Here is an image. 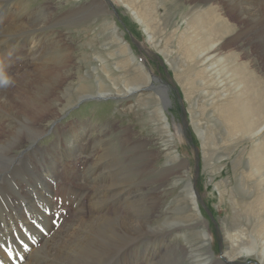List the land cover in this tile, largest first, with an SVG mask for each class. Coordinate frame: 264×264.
<instances>
[{
  "label": "rangeland",
  "instance_id": "374dc122",
  "mask_svg": "<svg viewBox=\"0 0 264 264\" xmlns=\"http://www.w3.org/2000/svg\"><path fill=\"white\" fill-rule=\"evenodd\" d=\"M99 1L21 0L17 3L16 0H4L1 4L3 8L6 4L10 5L11 3L10 7L13 10L15 7L20 8V26L29 25L24 30H31L35 46L37 43L39 44L36 46V51L33 52L32 43L27 42L26 38L21 36L23 40L15 42L16 45L11 43L8 46V63L14 61V65L20 69L18 70L21 79H24L22 80L20 104H16L12 99L3 100L0 98V201L4 204V215H7L8 219L11 216L21 218L20 231L28 233L27 235L31 237L34 236L39 244L40 259L49 258L51 260L50 257L55 256L57 250L62 255L66 241L69 239V236H66V231L74 230V225L83 219L81 234L88 232L90 237L80 242L82 244L76 254L77 260L72 264H89L90 262L91 264H145L146 260V264H174V262L175 264H215L214 261L222 259L223 255L234 260L229 264H264V229L261 217L257 220H250L252 218L243 212L247 208L244 206L245 204L252 201V206L256 200L260 201L258 199L259 187L251 188L254 184L252 181L246 180V176L251 168L249 164L251 158L256 157L258 153V155L263 153V151H259L256 144H264V131L258 136L255 135L256 138L243 136L240 131H237L238 126L241 127L244 122H250L259 110L264 112V95L255 84L247 83L246 89L243 91L245 93L241 91L224 92L221 90L222 87H219L230 86L231 80L228 77L231 75H228L227 71L233 69L232 66H240L241 70L243 61L250 63L251 68H247V70L253 69L256 75L261 73L260 75L264 77V69L257 58L259 43L246 44V41L238 39L236 43L228 44L227 47L222 48L223 53L220 52V55L230 57L234 54V58L231 59L233 61L231 65L227 63L226 67L222 69V72L228 77L219 74L222 84L215 86L216 81L212 83L208 72L202 71V68L210 64L209 60L198 63V65H194L193 61L188 62L192 58L187 55L198 52L195 44H201L202 36L195 29L189 30L184 35L185 39L193 41H187L181 35L185 19H188L189 24L197 28L196 19L201 20V18L207 17L199 8L202 7V3L196 0H101V3ZM208 6L207 4L206 8ZM133 9H138V14L143 18L149 9H153L154 18L149 19V22L147 18L139 22L132 14ZM196 11L202 13L199 15L196 14ZM25 18L27 19L24 20ZM229 18L231 19L229 23L233 26H231L232 30L222 36V41L219 44L226 43L228 41H225L226 36L246 26L244 21H235L230 16ZM13 20L14 16L11 12L5 20L8 27H13ZM49 20L50 22H48ZM204 22L207 23L208 19H204ZM146 24L148 26L151 24L149 31L146 29L147 27H144ZM213 26H215L217 34L223 28L214 23ZM169 29L171 30L169 31ZM147 32L148 34L151 32L154 38L150 39ZM34 33L36 34L34 35ZM21 34L24 35L23 32ZM60 42L65 44H63L64 47H61L63 45ZM125 44H128L130 48H127ZM190 44L191 50L186 53L185 50ZM48 56L49 58H47ZM57 65H61V67H57ZM28 74L31 75L30 81H27ZM43 75L46 77L45 80L41 79ZM3 78L4 75L0 73V80ZM43 82H49L47 83L49 87ZM143 83L144 87L140 86ZM0 86L14 87L11 83L0 84ZM129 87L137 88L122 95L121 93L127 91ZM163 88H165L164 94L168 99L160 98L156 93L159 91L162 93ZM109 91L122 96H96V93ZM39 92L45 94V100H48L47 110L43 112H38L39 103L37 100L44 101ZM10 97L12 98L11 94ZM33 102L36 103L31 104ZM237 106L243 108V117L247 121L242 117V109L239 107L235 109ZM159 108L165 119L162 118ZM230 110L231 120L236 125L235 129L229 126L233 124L232 121L226 123L223 119V113L229 114ZM25 118L31 122H22ZM22 123L27 126L24 128ZM194 123L198 124L199 130L202 131V134L204 133L203 137L196 131ZM11 127H14L13 130ZM123 127L130 128V136L124 137L125 139H117L116 136L122 133ZM26 128L34 131V134L28 133ZM15 132L17 133L13 135ZM18 132L20 133L18 134ZM123 136L121 134V137ZM140 137L147 139L143 149L154 153L145 177L143 173L140 176L135 175L140 180L146 178L147 187L141 188V191L138 190L141 194L129 191L132 186L126 176V178H122L126 181L122 186L110 187L105 184L103 178L106 181L110 179L109 176H106L108 171L116 169L132 171L134 169L130 166L132 164H129L133 155L124 156L121 149L122 145L130 146L132 144L133 146L134 140ZM2 142L5 144H1ZM104 142L110 145L108 150L102 153ZM75 145H78L79 149H84V147H88V149L84 153L72 154ZM110 147L113 148L111 151L113 153L108 154ZM90 151L91 154H88ZM106 154H108L107 158L100 159ZM134 155L135 158L136 153ZM29 161L31 162L29 163ZM94 161L97 162L100 171L93 169V172ZM138 161L140 160L136 159L134 163L138 164ZM179 161H184L182 168L177 163ZM102 164L104 169L101 167ZM136 164L135 169L138 168ZM124 166L126 169L123 168ZM160 167L168 169V173H165L162 178H159L157 174ZM97 173L99 174L96 175ZM9 174L12 176L10 177ZM240 176L244 177V181H240ZM99 179L103 181L99 182ZM187 182H192L195 186L202 216L184 191V185ZM80 184L81 186H79ZM125 188L127 189L125 190ZM245 189H250V194L246 193ZM144 194L147 196L146 203L144 202L143 208L134 214L131 208L135 210L136 205L140 204V201L137 203V198H143ZM49 196L50 198H48ZM11 204L12 206H10ZM262 212L264 211L261 210V215ZM150 214H152L151 218ZM123 215L125 217L120 218L121 221L118 222L112 221L105 224L103 221V217L117 219ZM26 220L27 222H24ZM135 220L137 223L134 222ZM46 221L48 224L50 223L49 231ZM92 221L96 222L97 227L92 224ZM90 222L91 228H89ZM41 225L43 226L41 227ZM154 226H164L165 231L161 232L164 234H151L149 228ZM238 229L243 230V234H240L239 238L236 237ZM136 230L142 233L124 242L127 233H135ZM204 232L206 235L203 234ZM52 233L53 237H51ZM203 235L205 237H202ZM250 236L255 239L257 250L251 254L236 253L242 247L249 245ZM40 237L42 238L39 241ZM115 238H118L122 243L116 241ZM154 242H158V245L154 244L153 246ZM261 242H263V246L259 244ZM98 245L100 247H96ZM108 246L112 248H108ZM182 247L188 248L195 258L187 257V254L182 251ZM160 257L161 259H159ZM206 261L209 263H205Z\"/></svg>",
  "mask_w": 264,
  "mask_h": 264
},
{
  "label": "bare ground",
  "instance_id": "6f19581e",
  "mask_svg": "<svg viewBox=\"0 0 264 264\" xmlns=\"http://www.w3.org/2000/svg\"><path fill=\"white\" fill-rule=\"evenodd\" d=\"M4 0H0V73L2 75H4V78H8L10 83L14 85L13 88H10V87H4V86H0V98H2L3 100L5 99H12L16 104H20L19 102H21V93H22V88H23V82L22 80L24 79H21V75L19 74V68L17 67V65H14V61H11L10 63H8V60H9V44L11 43H14L17 42L18 40H23L21 38V36L23 38H26L25 40L29 43H32V46L31 48L33 49V52L36 51V46H35V39L32 38L33 37V33L31 32V30H24L25 28H28L29 25H21L20 26V19L21 16L19 14V7H15L14 10L10 7V5L6 4L5 8L1 7V4L3 3ZM17 3H19L21 0H16ZM129 1V0H127ZM145 1V0H144ZM188 1H192V0H188ZM196 1H199L200 3H202V7H199L201 11H203L204 15L206 18L204 19H208V22L205 23L204 22V19L201 18V20H198L196 19V23H198V25H196L197 28H195L193 25L189 24L190 21L187 19H185V25L184 26V29L182 31V38H184V35L186 33H188L189 30L191 29H195L197 31V33H199L201 36H202V40H201V44L198 45V43L195 44V46L197 47L198 49V52H194L192 53L191 55H187L189 58H192L191 60H189L188 62H191L193 61V64L194 65H198V63H203L204 61H207L209 60V65L202 68V71H205V72H208V76H209V79H211V82L215 83V86L217 85H220L222 84L221 80H219V74L222 75H225L223 72H222V69H224L226 67V64L229 63L230 65L232 64V58H234V54L231 55L230 57L227 55L225 57H223L222 55H220L221 53H223L221 50L222 48L224 47H227L228 44L231 45V44H234L236 43V41L239 39V40H243V41H246V44L249 43H259V46H257V49H258V54H257V58L259 60V64L261 65V67L264 69V0H196ZM14 2V1H13ZM100 3L102 2L101 0L99 1ZM138 2V1H137ZM148 2V1H146ZM146 2H145V5H146ZM128 3V2H127ZM134 3V2H133ZM132 3V4H133ZM150 3V2H149ZM193 3V2H192ZM15 4V3H14ZM93 4V3H92ZM99 4V3H98ZM137 4V3H136ZM152 4V3H151ZM207 4L209 5L208 8H206ZM139 5V4H137ZM154 5V4H153ZM13 6V5H12ZM19 6V5H18ZM134 6V5H133ZM132 6V7H133ZM177 6V5H176ZM189 6V5H188ZM46 7V6H44ZM130 7V8H132ZM148 7V6H147ZM11 8V9H10ZM48 8V7H47ZM51 8V7H50ZM53 8V7H52ZM139 8V7H138ZM198 8V7H197ZM198 8V9H199ZM38 9V8H37ZM46 9V8H45ZM148 9V8H147ZM154 9V8H153ZM153 9H149V12L147 14H144V18H147L148 22H149V19H152L154 18L153 15H152V10ZM13 10V11H12ZM33 10V9H32ZM138 10V9H137ZM137 10H132V14L137 18V20L139 22H142V20L144 19L140 14H138V11ZM141 10V8H140ZM27 11V10H26ZM34 11V10H33ZM38 11V10H37ZM42 11V9H41ZM51 11V10H49ZM195 11V10H194ZM12 12V15L14 16V20H13V27H8L5 20L7 18V15L9 13ZM45 12V11H44ZM66 12V11H65ZM83 12V11H82ZM33 13V12H32ZM52 13V12H51ZM75 13V12H74ZM97 13V12H96ZM202 13V12H201ZM199 11H196V14H201ZM31 14V13H29ZM50 14V13H48ZM46 14V15H48ZM71 14V13H70ZM76 14V13H75ZM25 16V14H23ZM37 15V14H36ZM80 15V14H79ZM140 15V16H139ZM203 15V16H204ZM50 16V15H49ZM230 17H232L235 21H244L246 24V26L243 28H240L239 30L237 29L236 32L232 33L231 35H228L226 36V40L227 41L226 43L224 42V44H219L221 41H222V36L223 35H227L228 33L231 32L232 28H231V24L229 23L230 22ZM9 17V16H8ZM23 17V16H22ZM46 17V16H45ZM73 17V16H72ZM24 18V17H23ZM34 18V17H33ZM32 18V19H33ZM38 18V17H37ZM198 18V17H197ZM255 18V19H254ZM10 19V18H9ZM13 19V18H12ZM27 18H25L24 20H26ZM36 19V17L34 18ZM33 19V20H34ZM44 19V18H43ZM47 19V18H46ZM51 19V18H49ZM82 19V18H81ZM156 19V18H155ZM154 19V20H155ZM166 19V18H165ZM72 20V19H71ZM39 21V20H38ZM53 21V20H52ZM69 21V20H68ZM156 21V20H155ZM210 21V22H209ZM25 22V21H23ZM29 22V20H28ZM37 23V21H35ZM40 22V21H39ZM50 22V20L48 21ZM47 22V23H48ZM152 22V21H151ZM150 22V23H151ZM212 22V23H211ZM43 23V22H42ZM53 23V22H52ZM153 23V22H152ZM213 23L216 24V25H220L222 26L221 30H220V33L218 31V34L215 33V26H213ZM144 24V23H143ZM151 25V24H150ZM149 25V26H150ZM230 25V26H229ZM31 26V25H30ZM35 26V24H34ZM149 26L148 24H146V26L144 27H147L146 29L148 30L149 29ZM153 26V25H152ZM226 26V27H225ZM33 27V26H31ZM45 27V26H44ZM233 27V26H232ZM78 29V28H77ZM145 29V31H146ZM157 29V28H156ZM177 29V28H176ZM33 30V29H32ZM167 30V29H165ZM171 29H169L170 31ZM175 30V29H174ZM149 31V30H148ZM21 32H23L24 35H26L27 37H25L24 35L21 34ZM180 33V32H179ZM36 33H34L35 35ZM148 34V32H147ZM149 38L150 39H153L154 36L152 35L151 32H149L148 34ZM256 36V37H255ZM58 37V36H57ZM173 37V36H172ZM188 37H189V34H188ZM259 38V39H258ZM53 39V38H52ZM52 39H49V40H52ZM55 39V38H54ZM57 39V38H56ZM64 39V38H63ZM260 40V42H258V40ZM187 41H193V40H189V39H185ZM219 40V41H218ZM43 41V40H42ZM47 41V40H46ZM59 41V40H58ZM57 41V42H58ZM49 42V41H48ZM145 42V41H144ZM178 42V41H177ZM182 42V41H181ZM61 43V42H60ZM69 43V42H68ZM141 43V42H140ZM28 44V43H26ZM25 44V45H26ZM42 44V43H40ZM50 44V43H49ZM55 44V43H54ZM58 44V43H57ZM62 45L64 43H61ZM16 45V44H15ZM39 45V44H38ZM52 45V44H51ZM65 45V44H64ZM61 46V47H64ZM127 46V48H130L128 44H125ZM57 46V45H56ZM60 46V45H59ZM58 46V47H59ZM69 46V45H68ZM60 47V48H61ZM71 47V46H69ZM67 47V48H69ZM124 49H125V46H123ZM143 47V46H142ZM252 47V46H251ZM189 48V49H188ZM188 48L185 50L186 53H189L190 50H191V44L188 46ZM15 49V48H14ZM18 49V48H17ZM50 49V48H49ZM48 49V50H49ZM55 49V48H54ZM44 50V49H43ZM11 51V50H10ZM32 51V50H31ZM64 51V50H63ZM27 53V51H25ZM221 52V53H220ZM251 52V51H250ZM11 53V52H10ZM15 53V52H14ZM65 53V52H64ZM148 53V52H147ZM168 53V52H167ZM17 54V53H16ZM52 54V53H51ZM69 54V53H68ZM149 54V53H148ZM169 54V53H168ZM183 54V53H182ZM15 55V54H14ZM35 55V53H34ZM63 55V53H62ZM70 55V54H69ZM167 55V54H166ZM237 55V54H236ZM53 56V54H52ZM168 56V55H167ZM41 57V56H40ZM51 57V55H50ZM58 57V55H57ZM67 57V56H66ZM71 57V55H70ZM229 57V58H228ZM13 58V57H12ZM38 58V57H37ZM49 58V56L47 57ZM55 58H56V55H55ZM238 58H239V55H238ZM42 59V58H41ZM68 59V58H67ZM71 59V58H70ZM39 60V59H38ZM52 60V59H51ZM185 60V59H184ZM236 60V59H235ZM234 60V61H235ZM252 60V59H251ZM61 61V60H59ZM64 61V60H63ZM68 61V60H67ZM238 61V59L236 60ZM247 61V60H246ZM38 62V61H37ZM41 62V61H40ZM66 62V60H65ZM241 62V61H240ZM53 63V61H52ZM252 63V62H251ZM59 64V63H58ZM183 64V63H182ZM62 65V63H61ZM57 65V67H61ZM67 65V64H66ZM63 66H64V62H63ZM144 66V65H143ZM142 66V67H143ZM184 67V66H183ZM208 67V68H207ZM256 67V66H255ZM258 67V66H257ZM233 69L227 71L228 72V75H231V77H228L227 75H225L226 77H228L231 82H230V86H219V87H222L221 90L224 91V92H228V91H241L243 92L245 89H246V84L248 83L249 85H257L258 88L261 90V92L263 93L264 95V77L260 74L256 75L255 74V71L253 69H248L247 68H251L250 66V63L248 62H241V70H240V66H235L233 67ZM254 68V67H253ZM259 68V67H258ZM19 69V70H18ZM66 69V67H65ZM239 69V70H238ZM255 69V68H254ZM145 70V69H144ZM22 72V71H21ZM47 72V71H46ZM65 72V70H64ZM62 73V72H61ZM257 73V72H256ZM259 73V72H258ZM44 74V73H43ZM145 74V73H144ZM57 76H59L57 74ZM67 76V75H66ZM72 76V75H71ZM27 77V76H26ZM51 78V77H50ZM41 79H46L45 75H43V77ZM54 79V77H53ZM2 80V79H1ZM31 80V75L28 74V79L27 81H30ZM62 80V79H61ZM214 80V81H213ZM28 83V82H27ZM47 87H49V82H43ZM54 83V82H53ZM25 84V83H24ZM8 85V84H7ZM52 85V84H51ZM50 85V86H51ZM29 86V85H28ZM31 86V85H30ZM45 86V87H46ZM140 86H143L144 87V83L143 84H140ZM140 86H137V87H140ZM40 87V86H39ZM44 87V88H45ZM137 87H129V89L127 91H123L121 94L122 95H126L127 93L133 91V89H136ZM167 87V86H166ZM175 87V86H174ZM46 90V89H45ZM49 90V89H48ZM34 91V90H33ZM36 93V92H35ZM40 93V96L42 99H44V101H42L41 99L40 100H37V103H39V110L38 112H43V111H46L47 110V106H48V100H45L46 98V95L39 92ZM158 94V96L161 98H167V95H165V88H163V92L161 93L160 91L159 92H156ZM245 93V92H243ZM10 94L12 95V98L10 97ZM38 94V93H36ZM121 94H117V93H112L111 91L109 92H106V93H96V96L99 97V96H102V95H105V96H112V97H115V96H119ZM121 95V96H122ZM39 96V97H40ZM38 97V98H39ZM93 97V96H92ZM24 98V97H23ZM87 98V97H86ZM107 98V97H106ZM28 99V98H27ZM30 100V99H29ZM25 101V100H24ZM11 102V101H10ZM31 102V101H30ZM6 103V102H5ZM36 102H33L31 104H34ZM14 104V103H13ZM28 104V103H27ZM26 105V104H25ZM225 105V104H224ZM14 106V105H13ZM222 106V105H221ZM228 106V105H227ZM7 107V106H6ZM9 107V106H8ZM15 107V106H14ZM32 107V106H31ZM35 107V106H34ZM225 107V106H224ZM239 106L235 107V109H237ZM38 108V107H37ZM222 108V107H221ZM239 108L240 111L242 112V117H243V108L240 106ZM30 109V108H29ZM160 109V108H159ZM228 110V108H227ZM24 112V111H23ZM33 112V111H31ZM6 113V112H5ZM16 113V112H15ZM160 113H161V109H160ZM4 114V113H3ZM27 114V113H26ZM30 114V113H29ZM6 115V114H5ZM32 115V114H31ZM162 115V113H161ZM195 115V114H194ZM231 110H230V113H223V119L225 120L226 123L232 121L231 120ZM9 116V115H8ZM163 116V115H162ZM29 117V116H28ZM230 117V118H228ZM235 117V116H233ZM163 119H165V117L163 116L162 117ZM162 118L161 121H162ZM6 119V118H5ZM11 119H13L11 117ZM10 119V120H11ZM244 120H246L244 117H243ZM247 121V120H246ZM22 122H25V123H30L31 121L28 120V118H25L23 119ZM233 122V121H232ZM244 122V121H242ZM23 124V123H22ZM164 124V123H163ZM90 125V124H89ZM195 125V128L197 129L196 131H198L199 135H202L203 137V134L201 133L202 131L199 130V126L198 124L194 123ZM24 128L27 126L26 124H23ZM164 126V125H163ZM230 127L232 128H236V125L235 123L233 122V124L229 125ZM16 127V126H15ZM69 127V126H68ZM78 127V126H76ZM12 128V127H11ZM14 128V127H13ZM12 128V130H13ZM18 128V127H17ZM52 128V127H51ZM67 128V126H66ZM72 128V126H71ZM79 128V127H78ZM83 128V127H82ZM43 129V128H42ZM55 129V128H54ZM59 129V128H58ZM28 133L30 132L31 135L34 134V131H31V130H28L27 128L25 129ZM75 130V129H74ZM179 130V129H178ZM37 131V130H36ZM81 131V130H80ZM237 131H240V133L243 135V136H258L259 134H261L263 131H264V112L259 110L256 115L251 119L250 122H244L242 124V126H238L237 128ZM26 132V133H27ZM67 132V131H66ZM79 132V131H78ZM77 132V133H78ZM87 132V131H86ZM17 132H15L13 135H15ZM20 132H18L19 134ZM27 133V134H28ZM65 133V132H64ZM90 133V132H89ZM60 134V133H59ZM81 134V133H80ZM97 134V133H96ZM121 134L124 135L123 137H121ZM10 135V134H9ZM37 135V134H36ZM55 136V135H54ZM64 136V135H62ZM128 136H130V128L129 127H123L122 129V133H119L116 138L117 139H121V138H128ZM9 137V136H8ZM84 137V136H83ZM83 137L81 138V140L83 139ZM89 137V135H88ZM98 137V136H97ZM7 138V136H6ZM59 138V137H58ZM66 138V137H65ZM76 138V137H75ZM124 138V139H125ZM8 139V138H7ZM14 139H17V138H14ZM20 139V138H19ZM61 139V138H60ZM70 139V138H69ZM72 139V138H71ZM86 139V138H85ZM99 139V138H98ZM131 139V138H130ZM58 140V139H57ZM7 141V140H6ZM32 141V139H31ZM62 141V140H61ZM106 141V140H105ZM113 141V140H112ZM119 141V140H118ZM117 141V142H118ZM135 143L134 145L132 146V144L130 146H123L122 145V152H123V155L124 156H130V154H132L133 156L130 158V161H129V164H132L130 166H132L134 169L131 171H128V170H125V166L123 168H125L124 170L126 171H121V170H111V171H108V175H106L107 177L109 176L110 179H108L107 181L103 178L104 180V183L105 184H108L110 185V187H118V186H122V184H124L126 181L125 180H122V178H129L128 180L130 181L129 183L131 184L132 188L131 192H138V190H140L141 188L145 187L147 185V181H146V178H142V180H140L138 177H136L135 175H141L143 173V176L145 177L146 173H147V169L149 167V162L150 160H152L151 158L154 156V153L147 150V149H143L145 148V145L147 143V139L146 138H142L140 137L139 139L137 140H134ZM35 142V141H34ZM53 142V141H52ZM77 142H78V139H77ZM72 143V142H71ZM203 143V142H202ZM1 144H5L4 142H2ZM33 144V143H32ZM31 144V145H32ZM81 144V143H80ZM123 144V143H122ZM30 145V146H31ZM62 145V144H61ZM110 145V144H109ZM109 145L108 143L104 142V150L102 153H105L109 148ZM125 145V144H124ZM3 146V145H1ZM86 146V145H85ZM113 146V145H112ZM8 147V146H7ZM27 147V146H26ZM34 147V146H33ZM38 147V146H37ZM40 147V146H39ZM79 146L78 145H75L74 148H73V152L72 154H75L76 152H83L86 151L88 149V147H84V149L82 148H78ZM102 147V146H101ZM256 147L259 149V151H263L262 154L260 155H256V157L254 158H251V161H250V169H249V176L247 175L246 176V180L248 181H252V185L251 188L255 187V188H258L260 189V194L258 195V199H260V201L258 200H254L256 203L254 205L251 206V203L252 201H250L249 203L245 204L244 206L247 207L245 209V211H243L246 215H249L252 219L250 220H257V219H260L261 217V223H262V227L264 229V212H262V215H261V210L264 211V144H256ZM16 148V147H15ZM42 148V147H41ZM57 148V147H56ZM66 148V147H65ZM70 148V147H69ZM98 148V147H97ZM100 148V147H99ZM55 149V147H54ZM51 150V149H50ZM49 150V151H50ZM91 150V149H90ZM97 150V149H96ZM113 150L112 147H110V150L108 152V154L110 153H113L111 152ZM9 151V150H8ZM42 151V150H41ZM40 151V152H41ZM56 151V150H55ZM54 151V152H55ZM69 151V150H68ZM24 152V151H23ZM31 152V151H30ZM37 152V151H36ZM120 152V151H119ZM25 153V152H24ZM23 153V154H24ZM32 153V152H31ZM34 153V152H33ZM43 153V152H42ZM52 153V152H50ZM58 153V151H57ZM94 153V152H92ZM116 153V152H115ZM136 153V157L134 158V154ZM88 154H91V151L88 153ZM96 154V153H95ZM94 154V156H95ZM108 154H106V156L104 155L103 157H101L100 159H104V158H107L108 157ZM2 155V154H1ZM45 155V153H44ZM64 155V154H63ZM88 156V155H86ZM111 157V156H110ZM74 158V157H73ZM79 158V157H78ZM81 158V157H80ZM85 158V157H83ZM91 158V157H89ZM32 159V158H31ZM44 159V158H43ZM47 159V158H46ZM82 159V158H81ZM93 159V158H92ZM96 159V158H95ZM99 159V158H98ZM119 159V158H118ZM125 159V158H124ZM136 159L137 160H140L138 161V164L134 163L136 162ZM219 159V158H218ZM221 159V158H220ZM45 160V159H44ZM126 160V159H125ZM82 161V160H81ZM96 161V160H95ZM94 161V164H93V168L92 170L94 169L95 171H100L99 169V166L97 165V162ZM99 161V160H98ZM120 161V160H119ZM17 162V161H16ZM31 161H29L30 163ZM184 161H179L177 163H179V166L182 168V166H184V164H182ZM39 163V162H38ZM45 163V161H44ZM70 163V162H69ZM87 163V162H86ZM91 163V162H89ZM88 163V164H89ZM107 163V162H105ZM119 163V162H118ZM117 163V164H118ZM246 163V162H245ZM6 164V163H5ZM8 164V163H7ZM12 164V163H11ZM10 164V166H11ZM15 164V163H14ZM42 164V163H41ZM40 164V165H41ZM48 164V163H47ZM92 164V163H91ZM104 164V163H103ZM103 164L101 165V167H103ZM116 164V165H117ZM135 164L138 166V168L135 169ZM39 165V166H40ZM82 165V163H81ZM170 165V164H169ZM178 165V164H177ZM54 166V165H53ZM129 166V165H128ZM136 166V167H137ZM165 166V165H164ZM173 166V165H171ZM178 166V167H179ZM25 167V166H24ZM57 167V166H56ZM90 167V166H89ZM115 167V166H114ZM127 167V166H126ZM248 167V166H247ZM8 168V167H7ZM11 168V167H9ZM8 168V169H9ZM28 168V167H26ZM128 168V167H127ZM169 168V167H168ZM179 168V169H181ZM69 169V168H68ZM71 169V168H70ZM87 169V167H86ZM91 169V167H90ZM90 169H88L90 171ZM104 169V167H103ZM177 169V168H176ZM62 170V169H61ZM84 170V169H83ZM93 170V172H94ZM102 170V168H101ZM171 170V169H170ZM128 171V172H127ZM172 171V170H171ZM8 172V171H7ZM12 172V171H11ZM56 172V171H55ZM62 172V171H61ZM107 172V171H106ZM170 172V171H169ZM6 173V172H5ZM10 173V172H9ZM14 173V172H13ZM44 173V172H43ZM101 173V172H100ZM165 173H168V169L166 167H160L158 168L157 170V174H158V177L159 178H162ZM179 173V172H178ZM8 174V173H7ZM59 174V173H58ZM99 173H97L96 175H98ZM107 174V173H106ZM156 174V173H155ZM3 175V174H2ZM10 175V174H9ZM20 175V174H19ZM28 175V174H27ZM68 175V174H67ZM12 175H10L11 177ZM34 176V175H33ZM66 176V175H65ZM86 176V175H85ZM99 176H102V175H99ZM126 176V177H125ZM195 176V175H194ZM4 177V176H3ZM14 177V176H13ZM81 177V176H80ZM95 177V176H94ZM98 177V176H97ZM105 177V175H104ZM169 177V176H168ZM16 178V177H15ZM28 178V177H27ZM38 178V176H37ZM61 178V177H60ZM64 178V177H63ZM84 178V177H83ZM96 178V177H95ZM93 178V179H95ZM92 179V177H91ZM148 179V178H147ZM169 179V178H168ZM238 179V178H237ZM244 179L243 176H240V181L242 182V180ZM3 180V178H2ZM5 180V179H4ZM10 180V179H9ZM27 180V179H26ZM36 180V179H35ZM52 180V179H51ZM79 180V178H78ZM100 180L102 179H99V182ZM102 180V181H103ZM127 180V179H126ZM127 180V182H128ZM24 181V180H23ZM28 181V180H27ZM34 181V179H33ZM45 181V180H44ZM76 181V180H75ZM81 181V180H80ZM84 181V180H83ZM98 181V180H97ZM162 181V180H161ZM244 181V180H243ZM19 182V180H18ZM20 182H21V179H20ZM43 182V181H42ZM52 182V181H51ZM54 182V181H53ZM22 183V182H21ZM36 183V182H35ZM55 183V182H54ZM69 183V182H68ZM29 184V183H28ZM90 184H93V182ZM102 184V183H101ZM144 184V185H143ZM87 185V184H86ZM89 185V183H88ZM103 185V184H102ZM29 186V185H27ZM55 186V185H54ZM58 186V185H57ZM69 186V185H67ZM81 186V184L79 185ZM95 186V185H94ZM96 186H99V185H96ZM130 186V185H129ZM130 186V187H131ZM84 187V186H83ZM102 187V186H101ZM105 187V186H104ZM147 187V186H146ZM194 184L192 182H187L186 185H184V188H185V193L187 195V197L189 198V200L194 204V206L197 208L198 210V213L201 215V209L199 207V204H198V193L197 191L194 189ZM20 188V187H19ZM34 188V187H33ZM63 188V187H62ZM98 188V187H97ZM128 188V186H127ZM125 188V190L127 189ZM221 188V187H220ZM250 188V189H251ZM22 189V188H20ZM50 189V188H49ZM53 189V188H52ZM51 189V190H52ZM239 189V188H238ZM244 189V188H243ZM246 190L245 192L250 194L251 190ZM30 190H32V188H30ZM29 190V191H30ZM62 190V189H61ZM96 190V189H95ZM101 190V189H100ZM103 190V189H102ZM101 190V191H102ZM146 190V189H144ZM143 190V192H144ZM34 191V190H33ZM37 191V190H36ZM92 191V190H91ZM97 191V190H96ZM141 191V190H140ZM11 192V191H10ZM9 192V193H10ZM48 192V190H47ZM109 192V191H108ZM151 192V191H150ZM153 192V191H152ZM151 192V193H152ZM12 193V192H11ZM17 193V192H16ZM21 193V191H20ZM28 193H31V192H28ZM69 193V192H67ZM100 193V192H99ZM112 193V192H111ZM140 193V192H138ZM26 194V193H25ZM33 194V192H32ZM94 194V193H93ZM133 194V193H132ZM131 194V195H132ZM137 194V193H136ZM141 194V193H140ZM11 195V194H10ZM43 195V194H42ZM50 195V193H49ZM62 195V194H61ZM110 195V194H109ZM125 195V194H124ZM143 195V194H142ZM145 195V194H144ZM157 195V194H156ZM219 195V194H218ZM91 196V195H90ZM95 196V195H94ZM22 197V196H21ZM26 197V196H24ZM40 197V196H39ZM47 197V196H46ZM52 197V196H51ZM74 197V196H73ZM89 197V196H88ZM92 197V196H91ZM123 197V196H122ZM127 197H130V196H127ZM147 196L145 195L143 198L141 199H138L137 197V203H139L140 201V204H137L136 205V208L135 210L133 208H131V210L134 212H137L139 210H141L144 206V202L146 201V198ZM155 197V196H154ZM7 198V197H6ZM17 198V197H16ZM50 198V196L48 197ZM70 198V197H69ZM68 198V199H69ZM96 198V197H95ZM153 198V197H152ZM157 198V196H156ZM155 198V199H156ZM5 199V198H3ZM18 199V198H17ZM38 199V198H37ZM64 199V198H63ZM126 199V198H125ZM25 200V199H24ZM39 200V199H38ZM70 200V199H69ZM104 200V199H103ZM116 200V199H115ZM136 200V199H134ZM153 200V199H152ZM33 201V200H32ZM61 201V200H60ZM76 201V200H74ZM91 201V199H90ZM105 201V200H104ZM150 201V200H149ZM97 202V201H96ZM115 202V201H112V203ZM120 202V201H119ZM118 202V203H119ZM259 202V203H258ZM12 203V202H11ZM17 203V202H16ZM23 203V202H22ZM30 203V202H29ZM36 203V202H35ZM56 203V202H55ZM121 203V202H120ZM134 203V202H132ZM146 203V202H145ZM10 204V203H9ZM13 204V203H12ZM12 204L10 206H12ZM25 204V203H24ZM23 204V205H24ZM50 204V203H49ZM95 204V203H93ZM116 205H118L116 202L114 203ZM113 204V206H114ZM127 204V203H126ZM148 204V203H147ZM156 204V203H155ZM158 204V203H157ZM3 203L0 201V264H72L75 260H77V257H76V254L79 252L80 248H81V244L80 242H82V240L84 239H87L90 237V233L88 232H84L83 234H81V224L83 223V219H80L79 222L74 225L75 228L74 230H67L66 231V236H69V239L66 241V245L64 246L63 248V254L61 255V253H59V250H57V253L55 254V256L53 257H49L51 258V260L49 258H39V252H38V245L37 244V241L34 239V236L32 235L29 236L25 233H23L22 231H20V226H21V223H22V220L20 217L18 216H9L10 218L8 219V216L7 215H4L5 213V209L3 207ZM84 205V204H83ZM123 205V204H121ZM132 205V204H131ZM151 205V204H150ZM15 206V205H14ZM13 206V207H14ZM49 206V205H48ZM54 206H56V204H54ZM90 206V205H89ZM88 206V207H89ZM100 206V205H99ZM128 206V205H127ZM147 206V205H145ZM152 206V205H151ZM193 206V207H194ZM61 207V206H60ZM69 207V206H67ZM91 207H94V206H91ZM96 207V206H95ZM123 207V206H122ZM154 207V206H153ZM17 208V207H16ZM19 208V207H18ZM26 208V207H25ZM34 208V207H33ZM36 208V207H35ZM65 208V206H64ZM71 208V207H70ZM146 208V207H145ZM196 208H193V209H196ZM13 209V208H12ZM11 209V211H12ZM29 209V208H28ZM81 209V208H80ZM98 209V208H97ZM119 209V208H118ZM18 210V209H17ZM33 210V209H32ZM83 210V209H82ZM144 210V209H143ZM154 210V209H153ZM158 210V209H157ZM29 211V210H28ZM35 211V210H34ZM71 211V210H70ZM98 211V210H97ZM112 211V209H111ZM125 212V210H123ZM122 211V212H123ZM130 211V210H129ZM149 211V210H148ZM155 211V210H154ZM183 211V210H182ZM240 211V210H239ZM7 212V211H6ZM9 212V211H8ZM110 212V211H109ZM131 212V211H130ZM145 212V211H144ZM143 212V213H144ZM153 212V211H152ZM18 213V212H17ZM29 213V212H27ZM31 213H33L31 211ZM72 213V212H71ZM80 213V212H79ZM120 213V212H119ZM127 213V212H126ZM125 213V215H127ZM129 213V212H128ZM149 213V212H148ZM151 213V212H150ZM156 213V211H155ZM10 214V213H9ZM12 214V213H11ZM23 214V213H22ZM30 214V213H29ZM40 214V213H39ZM87 214V213H86ZM90 214V213H89ZM95 214V213H94ZM135 214V213H134ZM145 214V213H144ZM24 215V214H23ZM31 215V214H30ZM33 215V214H32ZM43 215V214H42ZM41 215V216H42ZM143 215V214H142ZM148 215V214H147ZM151 215L150 214V218H151ZM154 215V214H153ZM234 215V214H233ZM236 215V214H235ZM37 216V215H36ZM46 216V215H45ZM74 216V215H73ZM78 216V215H77ZM202 216V215H201ZM7 217V218H6ZM48 217V215L46 216ZM45 217V218H46ZM60 217V216H59ZM75 217V216H74ZM109 217V216H108ZM111 217V216H110ZM125 216H119L117 217V219H110V218H107V217H103V221L105 222V224H108V223H111L112 221L114 222H118V221H121L120 218H124ZM143 217V216H142ZM149 217V216H148ZM153 217V216H152ZM42 218V217H41ZM44 218V219H45ZM129 218V217H128ZM136 218V217H135ZM134 218V219H135ZM146 218V217H145ZM154 218V217H153ZM131 219V218H130ZM142 219V218H141ZM140 219V220H141ZM43 220V219H42ZM41 220V221H42ZM46 220V219H45ZM67 220V219H66ZM138 220V219H137ZM137 220H135L134 222H136ZM139 220V221H140ZM200 220V219H199ZM49 221V220H48ZM63 221V220H62ZM69 221V220H67ZM66 221V222H67ZM123 221H126V219H123ZM133 221V220H132ZM142 221V220H141ZM247 221V220H246ZM24 222H27L24 221ZM61 222V221H60ZM64 222V221H63ZM73 222H76V221H73ZM72 222V223H73ZM93 225H95V227H97L96 225V222L95 221H92ZM218 222V221H217ZM38 223V222H37ZM44 223V222H43ZM68 223V222H67ZM137 223V222H136ZM255 223V222H254ZM29 224V223H28ZM46 224H47V230L49 228V224L48 222L46 221ZM46 224L44 225V227L46 226ZM92 224L90 222V227H92ZM207 224V222H206ZM252 224V223H251ZM63 225V224H62ZM71 225V223H70ZM166 225V224H165ZM203 226V224H201ZM43 225H41L42 227ZM169 226V225H168ZM39 227V226H38ZM64 227V225H63ZM67 227V226H66ZM206 227V226H205ZM59 228V227H57ZM24 229V228H23ZM28 230V228H26ZM25 229V230H26ZM38 229V228H37ZM41 229V228H39ZM44 229V228H43ZM54 229V228H53ZM56 229V228H55ZM65 229V228H64ZM141 230V229H140ZM174 230V229H173ZM24 231V230H23ZM39 231V230H37ZM49 231V230H48ZM56 231V230H55ZM58 231V229H57ZM62 231V230H61ZM64 231V230H63ZM138 230H136L135 233H127V236L124 240L127 241L129 240L130 238H134L135 235L137 234H141L142 232H137ZM149 231L151 234H155V235H158V234H164V233H161L163 231H165V228L164 226H159V227H151L149 228ZM29 232V230H28ZM56 233V232H55ZM64 233V232H62ZM145 233V232H143ZM168 233V232H167ZM172 233V231H171ZM48 234V233H47ZM57 234V233H56ZM204 235H206V233L204 232L203 233ZM240 234H243V230L242 229H238V231L236 232V237H240ZM31 235V234H30ZM42 235V234H41ZM202 236V237H205V236ZM208 235V234H207ZM163 236V235H162ZM36 237V236H35ZM43 237V236H42ZM39 238V241L41 240V238ZM51 237H53V233L51 234ZM62 237V236H61ZM116 237V236H115ZM143 237V236H142ZM151 237V236H150ZM153 237V236H152ZM165 237V236H164ZM168 237V236H167ZM49 238V237H48ZM58 238V237H57ZM95 238V237H94ZM113 238V237H112ZM161 238V237H160ZM116 239V238H115ZM225 239V238H224ZM223 239V240H224ZM149 240V239H148ZM46 241V239H45ZM62 241V240H61ZM116 241L120 242L119 239L117 238ZM145 241V240H144ZM43 242V241H42ZM242 242L245 243V241L242 240ZM122 243V242H120ZM143 243V242H142ZM151 243V242H150ZM226 243V242H225ZM43 244V243H42ZM41 244V245H42ZM126 244V243H125ZM153 246L154 244H157L158 245V242H154L152 243ZM169 244V243H168ZM248 246L246 247H242V249L236 251V253L238 254H241V253H247V254H251L253 253L255 250H257V246H256V242H255V239H253L251 236H250V240L248 242ZM260 245L263 246V242L259 243ZM58 245V244H57ZM138 246V244H136ZM134 245V246H136ZM143 245V244H142ZM156 245V246H157ZM161 245V244H160ZM165 245V244H164ZM50 246V245H48ZM133 246V247H134ZM140 246V245H139ZM152 246V247H153ZM170 246V244L168 245ZM179 246V245H178ZM183 246V245H182ZM262 246H261V250H262ZM96 247H100L99 245L96 246ZM181 247V246H180ZM229 247V246H228ZM108 248H112V247H109ZM123 248V247H122ZM132 248V247H131ZM148 248V247H147ZM156 248V247H154ZM161 248V247H160ZM51 249V248H50ZM120 249V248H119ZM138 249V248H137ZM164 249V248H163ZM166 249V247H165ZM47 250V249H46ZM114 250V249H113ZM130 250V249H129ZM128 250V251H129ZM132 250H134L132 248ZM162 250V249H161ZM160 250V251H161ZM177 250V249H176ZM126 251V250H125ZM169 251V250H168ZM180 251V249H179ZM182 251L184 252V254L186 253L187 254V257H193L195 258V255L191 254L190 253V250L186 247H182ZM98 252V251H97ZM112 252V251H111ZM127 252V251H126ZM130 252V251H129ZM165 252V251H164ZM52 253V252H51ZM121 253L123 254V252L121 251ZM141 253V252H140ZM143 253V252H142ZM154 253V252H153ZM158 253V252H156ZM174 253V252H173ZM109 254V253H108ZM130 254V253H128ZM132 254V253H131ZM147 254V253H146ZM159 254V253H158ZM161 254V253H160ZM80 255V253H79ZM125 255V254H124ZM127 255V254H126ZM140 255V254H139ZM183 255V254H182ZM197 255V254H196ZM43 256V255H42ZM130 256V255H129ZM122 257V256H121ZM128 257V256H127ZM149 257V256H148ZM152 257V256H151ZM158 257V255H157ZM163 257V256H162ZM171 257V255H170ZM174 257V255H173ZM172 257V258H173ZM222 259L220 260H216L214 261L215 264H229L230 261H234L232 259H230L228 256H221ZM228 257V258H227ZM93 258V257H92ZM126 258V257H125ZM131 258V256H130ZM139 258V257H138ZM145 258V256H144ZM150 258V257H149ZM155 258V257H154ZM171 258V259H172ZM176 258V257H175ZM174 258V259H175ZM103 259V258H102ZM119 259V258H118ZM140 259V258H139ZM161 259V257L159 258ZM159 259H156V260H159ZM163 259V258H162ZM234 259V257H233ZM97 260V259H96ZM129 260V259H127ZM137 260V259H136ZM142 260V259H140ZM93 261V260H92ZM117 261V260H116ZM131 261V260H130ZM147 261V260H146ZM146 261H145V264H146ZM154 261V260H153ZM176 261V259H175ZM37 262H40V263H37ZM107 262V261H106ZM128 262V261H127ZM133 262V261H132ZM135 262V261H134ZM159 262V261H158ZM102 263V262H101ZM137 263V262H136ZM157 263V262H156ZM173 263V261H172ZM205 263H209L208 261H206ZM91 264V262L89 263ZM99 264V263H98ZM109 264V263H108ZM135 264V263H134ZM138 264V263H137ZM140 264V263H139ZM171 264V263H170ZM175 264V262H174ZM178 264V263H177Z\"/></svg>",
  "mask_w": 264,
  "mask_h": 264
},
{
  "label": "clouds",
  "instance_id": "9594fccd",
  "mask_svg": "<svg viewBox=\"0 0 264 264\" xmlns=\"http://www.w3.org/2000/svg\"><path fill=\"white\" fill-rule=\"evenodd\" d=\"M10 83V81H9V79L8 78H3L2 80H0V84H3V85H7V84H9Z\"/></svg>",
  "mask_w": 264,
  "mask_h": 264
}]
</instances>
